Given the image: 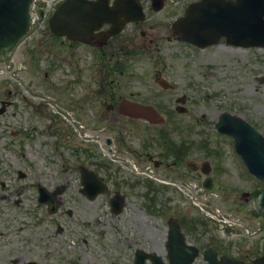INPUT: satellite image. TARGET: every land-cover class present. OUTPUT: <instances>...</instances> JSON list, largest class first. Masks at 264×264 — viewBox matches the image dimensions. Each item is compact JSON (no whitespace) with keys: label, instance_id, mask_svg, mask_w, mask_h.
<instances>
[{"label":"rangeland","instance_id":"374dc122","mask_svg":"<svg viewBox=\"0 0 264 264\" xmlns=\"http://www.w3.org/2000/svg\"><path fill=\"white\" fill-rule=\"evenodd\" d=\"M179 1L182 5L193 0ZM163 18V14L157 15L149 25L167 24ZM157 31L153 39L161 37V47L152 52L140 34L135 37L125 35L139 45L142 43L149 51L131 56L132 62L124 68L126 75L121 74L124 77L114 74L106 80L120 81L129 91L143 97L152 96L155 91L165 95L155 84L161 73L160 76L177 87L165 95V101L169 102L166 108L170 111H175V98L187 95L189 115H176L174 120L181 132L182 128L187 130L183 138L197 146L204 141L212 151L221 152L220 159H209L219 175L220 191L214 195L204 193L191 174L187 179H175L182 180L186 189L192 191L189 197L179 184L181 190L172 185L166 197L148 199V185H143L136 194L139 199H131L123 217L118 218L110 216L105 199L90 204L79 198L76 195L78 165H86L88 161L97 164L93 161L95 158L105 165L108 159L104 146L95 140L96 123L107 115L99 104V117L95 122L91 116L84 115L85 104L95 101L86 95L85 86L98 80L89 60H79L85 54L69 50V46L63 47L60 40H55L40 26L38 35L32 37L28 47L30 40L0 57V97L6 96L5 100L12 101L7 106V113L0 115V177L5 182L12 178L11 185L14 186L19 184L15 171L21 169L34 181L39 176L41 184L50 190L61 185L67 186L68 190L63 194L62 206L53 215L46 211L47 207L38 209L35 201L29 203V207H33L29 212L30 220L26 218L19 229L23 230L21 239L24 237L30 246L35 245L33 259H0V264H15V261L16 264H134L135 251L139 248L157 251L163 256V236L169 217L192 219L191 222L184 221L189 236H192L189 241L195 245H209L219 253L227 252L241 258L245 264L255 260L259 243L264 239V212L258 205L262 186L248 174L234 153L233 139L218 134L215 125L221 113H229L242 117L264 135V49L228 47L223 42L199 50L176 41L167 42L163 34L158 35L164 29ZM31 49L36 52L35 57L29 54ZM77 63L80 67L71 66ZM10 66L12 71H9ZM77 69L82 75L81 87V83L76 84ZM12 84L20 88L18 98L10 94ZM23 95L27 96V101ZM42 100L43 115L38 106ZM154 104L162 107L158 102ZM72 108L75 111L72 112ZM56 110L61 115L56 114ZM67 112L71 122L65 121ZM83 126L91 132L85 130L83 133ZM181 132L178 131L177 136ZM84 134L88 136L86 142ZM87 150L92 155H86ZM191 154L190 159L195 165L208 162L200 151ZM129 168L123 172L113 166L117 176L131 175L130 180L142 179L141 175L131 172L132 167ZM140 168L145 170V166ZM106 173L107 169L103 168L101 174ZM15 208L20 209L8 202L0 205L3 215L0 218V230L3 231L0 232L12 242L17 239L15 230L18 226L15 227L11 220L23 216V212L17 214L19 211ZM226 221L233 227L226 226ZM144 236L161 241L150 242L144 240ZM39 242L41 247L37 245ZM163 261L167 263V259ZM195 264L206 263L198 259Z\"/></svg>","mask_w":264,"mask_h":264},{"label":"flooded vegetation","instance_id":"af4514ba","mask_svg":"<svg viewBox=\"0 0 264 264\" xmlns=\"http://www.w3.org/2000/svg\"><path fill=\"white\" fill-rule=\"evenodd\" d=\"M165 11L171 13L173 11V6L169 4ZM141 24L142 23L129 24L126 26V29L129 32L138 33ZM107 30L108 27H105L92 43L95 50L100 52L99 56H102L109 61V63L106 62L105 64V69L107 71L118 68V65L126 62L131 54H137L140 49L143 50V52L146 51V49L136 48L134 41L132 42L131 39L121 35L109 39L105 46H100L101 43L104 42V33ZM171 40L172 39L169 38V41ZM161 78L162 77L160 75L157 76L155 84L158 85L162 91H164L165 95L176 90V86L169 83V85H166V88H164V85L162 86L161 84ZM86 91L89 98L95 99V101H89V104H85L84 107L87 109L86 113H89L88 115L96 120V118L99 117L97 111L99 104L100 109H104L107 115L105 118H101L100 122H98L95 137L97 142L101 143L107 151L111 152V161H109V165L106 168L107 173L103 176V180L106 185L105 193L101 196L106 199L107 206L110 211L109 213L112 218L123 217L125 209L128 205H130L129 201L131 199L138 200L139 196L136 195L137 192H139L143 185L146 186L142 179L130 180L131 175H128L129 177L117 176V171L113 169V166L123 172H125V170L119 168V166L125 167L130 164V166H132L131 172H134L133 168L137 169L138 167L140 168L145 166V170L151 169L150 172L157 177V180L161 184H171L170 182H174L176 185H182L183 191H185L187 186H184V183L181 182L182 180L175 179H187L188 176H190L188 174H191L194 178H199L198 176H200V173L202 174L206 171L204 165L194 166L193 164H189L186 159H184L186 162L185 168L177 159L178 156L188 157L190 155L188 145H177V143L181 142L179 138L182 139L183 134L177 136L179 129L175 126L176 122L174 120L176 115H189L186 106H183V109L186 111L182 110L181 112H172L166 108L169 102L165 101V95H158L155 91L152 96L143 97L140 93L129 91L125 88L124 84L114 79H110V81H108L104 78H99L98 80L93 81L92 85H89ZM180 99L181 98H179L178 101ZM182 100L186 104L187 96H183ZM126 101L130 104L136 103L140 105H152L155 109L157 108V111L160 113V117H157L156 121H158L157 123L159 124H153L142 117L136 118L128 109L131 105L123 106V102ZM178 101L177 98L173 100L175 103ZM154 102H158L163 108L157 107ZM176 108L177 107H175V110ZM99 134L106 137L102 138ZM170 158L174 159V161H169ZM87 164V166L92 165V162L88 161ZM129 169L130 168L128 167L126 170ZM140 170L142 172L145 171L141 168ZM182 170L185 173H183ZM214 171L215 169L213 168L212 175L219 180V175H214ZM213 176L204 175L202 182ZM21 178H24L25 181L27 180L29 183H32V177L21 176ZM37 178L40 179L39 177ZM78 181H81L80 176H78ZM29 189H31V185L19 186L16 184L13 186L11 185V181L10 184L7 185L5 182L0 180V204L8 202L9 205L13 203L17 206L19 205L20 197L24 196V205L25 199H27L26 194L29 193ZM81 189L82 187L78 185L77 192L79 195L84 197ZM67 190L68 187L64 186V192ZM171 190L172 189L168 188L166 185L155 186V184H153L149 188L147 197L148 199L155 196H157L156 198H160L161 196L166 197L167 193H170ZM84 199L90 203L87 198L84 197ZM119 200L124 201L123 208H119ZM157 205L158 200L156 201V206ZM178 219L187 242L194 245V242L189 241V238L192 236H189L187 226H182V221H188V219L185 217ZM166 221V232L163 236L164 246H166L169 235V219H166ZM159 233H161L160 230ZM140 236H142L141 233ZM143 239L149 240L150 242L160 240L159 238L155 240L150 239L147 236H144ZM30 258H32V248H30L27 243L20 252V250L13 244L9 243V241L5 239H1L0 236V259Z\"/></svg>","mask_w":264,"mask_h":264},{"label":"water","instance_id":"95a60500","mask_svg":"<svg viewBox=\"0 0 264 264\" xmlns=\"http://www.w3.org/2000/svg\"><path fill=\"white\" fill-rule=\"evenodd\" d=\"M60 6L49 22L51 32L56 36L67 35L71 39L87 41V37L100 28L109 17V10L101 4L73 3ZM32 0H0V51L10 49L25 34L29 26V7ZM177 33L184 41L200 47L219 42L224 37L228 44L244 47L264 48V0H203L189 6L186 16L177 23ZM148 110V109H146ZM150 111V110H149ZM219 131L232 135L237 151L243 156L249 170L264 183V137L240 118L224 115L218 125ZM90 178H84L88 187ZM264 208V189L260 196ZM178 243L169 244V264H193L197 250ZM262 255L255 264H264V240L261 242ZM208 264H243L238 259L222 256L218 259L211 250H206ZM143 254V253H142ZM138 253L135 264H145ZM152 264H164L158 256H150Z\"/></svg>","mask_w":264,"mask_h":264}]
</instances>
